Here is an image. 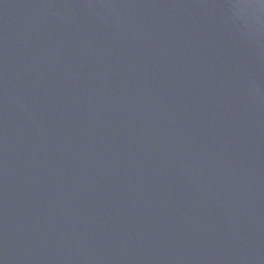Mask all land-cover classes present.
Segmentation results:
<instances>
[{
	"label": "water",
	"instance_id": "obj_1",
	"mask_svg": "<svg viewBox=\"0 0 264 264\" xmlns=\"http://www.w3.org/2000/svg\"><path fill=\"white\" fill-rule=\"evenodd\" d=\"M0 264H264V3L0 0Z\"/></svg>",
	"mask_w": 264,
	"mask_h": 264
},
{
	"label": "clouds",
	"instance_id": "obj_2",
	"mask_svg": "<svg viewBox=\"0 0 264 264\" xmlns=\"http://www.w3.org/2000/svg\"><path fill=\"white\" fill-rule=\"evenodd\" d=\"M262 3H264V0H261Z\"/></svg>",
	"mask_w": 264,
	"mask_h": 264
}]
</instances>
